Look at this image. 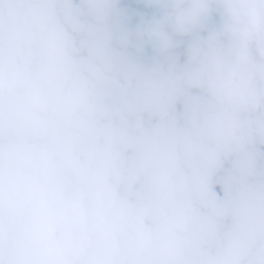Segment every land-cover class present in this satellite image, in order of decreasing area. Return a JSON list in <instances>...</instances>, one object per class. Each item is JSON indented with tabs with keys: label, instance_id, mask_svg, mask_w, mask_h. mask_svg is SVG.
I'll return each mask as SVG.
<instances>
[{
	"label": "clouds",
	"instance_id": "obj_1",
	"mask_svg": "<svg viewBox=\"0 0 264 264\" xmlns=\"http://www.w3.org/2000/svg\"><path fill=\"white\" fill-rule=\"evenodd\" d=\"M0 264H264V0H0Z\"/></svg>",
	"mask_w": 264,
	"mask_h": 264
}]
</instances>
